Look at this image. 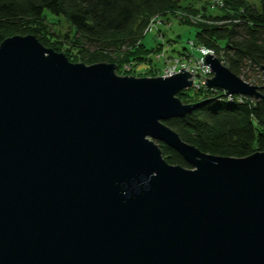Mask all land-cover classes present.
Here are the masks:
<instances>
[{
  "label": "water",
  "instance_id": "water-1",
  "mask_svg": "<svg viewBox=\"0 0 264 264\" xmlns=\"http://www.w3.org/2000/svg\"><path fill=\"white\" fill-rule=\"evenodd\" d=\"M203 64L208 88L264 101L215 55ZM115 67L32 34L0 42V264H264V150L205 153L164 123L201 103L176 96L186 70Z\"/></svg>",
  "mask_w": 264,
  "mask_h": 264
},
{
  "label": "trees",
  "instance_id": "trees-1",
  "mask_svg": "<svg viewBox=\"0 0 264 264\" xmlns=\"http://www.w3.org/2000/svg\"><path fill=\"white\" fill-rule=\"evenodd\" d=\"M221 1V5L209 2L221 10L210 14L205 6L200 12L190 4L182 6L181 0H0V42L10 35L32 33L70 61H109L120 71L122 62L150 59L153 47L147 48L140 38L153 15L194 9L203 19L197 23L194 41L215 55L222 51L220 61L240 76L244 65H264V0H257V5L249 0ZM61 17L71 31H56L53 25ZM260 91L264 93V85ZM177 96L186 104L201 102L164 121L185 142L202 152L230 157L264 150L263 100L241 96L238 101V95L230 100L224 90L205 86L179 91ZM158 143L168 163L189 167L176 150Z\"/></svg>",
  "mask_w": 264,
  "mask_h": 264
},
{
  "label": "rangeland",
  "instance_id": "rangeland-1",
  "mask_svg": "<svg viewBox=\"0 0 264 264\" xmlns=\"http://www.w3.org/2000/svg\"><path fill=\"white\" fill-rule=\"evenodd\" d=\"M249 1L253 3L254 5H257V2H258L257 0H249ZM209 2H213V0H181L180 4L182 6H185L186 4H190L192 8L193 7L197 8L198 10H200V12H203L204 10L203 6H205L206 11L210 14H218L221 12V10L217 6H211ZM193 12H194V9L192 10V12L185 11L183 9H177V10H173L172 12H168L166 14L158 13V14L153 15L148 20V24L145 26L142 32V37L140 38L142 39V43H144V45L147 48L153 47L154 51L148 54V58L150 57V59H146L139 63H136L135 61L122 62L120 71H117L115 67L116 74L121 75V76L132 75L135 77L159 76V75H162L160 71L162 70L163 66L172 65L174 61L173 59L175 57H184L185 59L188 60L190 65H195L197 68L198 59L201 57L203 58L204 55L206 54V53L205 54L202 53L203 51L202 49H204V51H206L207 49L208 50H212V49L202 46V45H198V43L194 41L195 33L197 30V23L203 22L202 21L203 19L200 14L198 13L194 14ZM48 17H50L49 14H48ZM56 22L57 23L53 25L55 26L56 31L61 32V34L66 31H71L70 30L71 27L68 21L64 17L57 19ZM29 34H32V33H29ZM19 35H25V34H19ZM64 43L67 45L69 44L68 41ZM207 53L215 55L213 50L212 52L207 51ZM215 56L217 58L218 56L221 57L222 51H220L218 55H215ZM71 62L84 63L78 58H75V61L71 60ZM100 62H109V61L102 60ZM220 62L223 64L222 61ZM111 63H114V62H111ZM156 64L158 66L161 65V67L158 70L156 69V66H155ZM186 71L190 74L191 81L193 80V78L197 77L195 75L193 76V73L190 72L189 70H186ZM177 72H180V71H177ZM199 72H201V69L198 68L197 73L195 74H199ZM205 74L208 76L204 79V82L206 79H210L213 76L212 71H211V74H208V73H205ZM198 77L200 76L198 75ZM239 77L253 85H257V86L264 85V74H263L261 66H256L254 64L244 65V67L241 69V74ZM205 87L207 86L205 85ZM212 88H217V87H212ZM193 90L195 91L197 89H193ZM226 98H227V95H226Z\"/></svg>",
  "mask_w": 264,
  "mask_h": 264
},
{
  "label": "built area",
  "instance_id": "built-area-1",
  "mask_svg": "<svg viewBox=\"0 0 264 264\" xmlns=\"http://www.w3.org/2000/svg\"><path fill=\"white\" fill-rule=\"evenodd\" d=\"M213 2L216 5H221V3H222L221 0H213ZM202 50H203L202 51L203 54L207 53V51L212 52V50H208V49L206 51H204V49H202ZM173 60L174 61H173L172 65L163 66L162 70L160 71V73L162 75L170 76V75L176 73L177 71H180V69H183V70L186 69V70H189L190 72H192L193 76L194 75L197 76L195 78L192 77L193 80H192L191 88L199 89V88L205 86L204 85V79L208 76L205 73L211 74V70L205 64H203V58L202 57L198 59L197 68L195 65H190L188 60L185 59L184 57H175ZM198 68L201 69V72H199V74H195V73H197ZM198 75L200 77H198ZM241 96L242 95H238V97H237L238 101L242 100ZM227 98L230 99V96L227 95ZM231 98H233V96H231Z\"/></svg>",
  "mask_w": 264,
  "mask_h": 264
},
{
  "label": "bare ground",
  "instance_id": "bare-ground-1",
  "mask_svg": "<svg viewBox=\"0 0 264 264\" xmlns=\"http://www.w3.org/2000/svg\"><path fill=\"white\" fill-rule=\"evenodd\" d=\"M159 76H163V75H159ZM191 86H192V82H191V85L190 86H188L186 89H188V88H191ZM186 89H183V90H186ZM234 95H240V94H234ZM233 95V96H234ZM242 96H244V95H242ZM245 97H247V96H245ZM250 98H253V97H250ZM232 99V98H231ZM230 99V100H231ZM253 99H255V98H253ZM256 100V99H255Z\"/></svg>",
  "mask_w": 264,
  "mask_h": 264
}]
</instances>
